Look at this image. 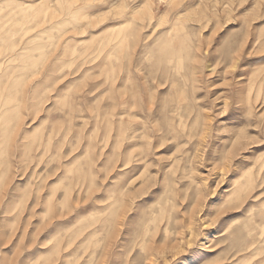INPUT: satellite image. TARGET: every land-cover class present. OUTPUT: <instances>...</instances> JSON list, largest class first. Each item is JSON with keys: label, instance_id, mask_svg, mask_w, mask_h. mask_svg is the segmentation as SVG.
Segmentation results:
<instances>
[{"label": "rangeland", "instance_id": "rangeland-1", "mask_svg": "<svg viewBox=\"0 0 264 264\" xmlns=\"http://www.w3.org/2000/svg\"><path fill=\"white\" fill-rule=\"evenodd\" d=\"M68 1L81 7L77 15L62 12ZM149 1L0 0V175L9 169L10 177L0 182V264L16 256L18 264H62L56 245L63 254L80 227L74 244L108 225L116 176L134 187L129 239L106 264H264V250L247 245L256 227L249 209L264 208V0ZM42 2L49 10L37 25L40 10L28 4ZM150 4L156 13L146 29L128 12ZM129 18L132 25L112 33ZM123 32L131 41L115 39ZM130 56L135 95L153 103L133 109L148 158L124 176ZM247 170L261 176L241 202ZM144 227L156 228V257L138 240ZM97 237L101 244L89 238L76 264H95L107 234Z\"/></svg>", "mask_w": 264, "mask_h": 264}, {"label": "bare ground", "instance_id": "bare-ground-1", "mask_svg": "<svg viewBox=\"0 0 264 264\" xmlns=\"http://www.w3.org/2000/svg\"><path fill=\"white\" fill-rule=\"evenodd\" d=\"M12 0H9V2H11ZM15 1V0H14ZM149 0H147L148 2ZM150 2V1H149ZM40 3V2H39ZM67 3H69L67 6H62V12H66V13H69V14H73V15H77L79 11H81V7H74L72 6V3L70 1H68ZM71 3V4H70ZM64 4V3H63ZM142 4V3H141ZM31 6H34V7H38V9L40 10L36 16V18H34V23L39 25V24H43L42 21L43 18L45 19V15H47V12L49 10V6L42 2L41 4H35V3H30L28 4ZM65 5V4H64ZM151 5V4H150ZM145 6V8H139V9H135L133 11H130L128 12L129 14L132 15L133 19L134 18H139L138 20H141L143 23H142V27H145V19H148V21H150V24L152 22V20L155 18V9L153 8V4L151 6ZM84 6V5H83ZM11 7V6H10ZM27 7V6H26ZM25 7V8H26ZM136 7V6H135ZM142 7V6H141ZM12 8V7H11ZM16 8V7H15ZM21 8V7H20ZM24 8V7H23ZM21 8V9H23ZM114 8V7H113ZM134 8V7H133ZM20 9V10H21ZM131 9V8H130ZM24 10V9H23ZM14 11V10H13ZM12 11V12H13ZM115 13H123L124 12V8L122 9H118L116 8L115 10ZM15 12V11H14ZM34 14V13H32ZM65 14V13H64ZM62 14V16L64 15ZM68 14V15H69ZM116 15V14H115ZM122 15V14H121ZM125 15V14H124ZM168 15V14H167ZM170 15V14H169ZM61 16V17H62ZM120 16V15H119ZM174 16V15H173ZM28 17V16H27ZM26 17V18H27ZM30 17V16H29ZM28 17V18H29ZM66 17V16H65ZM123 17V16H122ZM127 17V16H126ZM181 17V16H180ZM31 18V17H30ZM158 18V17H157ZM170 18V17H168ZM176 18V17H175ZM37 19V20H36ZM166 19V18H165ZM136 20V19H135ZM137 20V21H138ZM171 20V18H170ZM175 20V19H174ZM180 20V19H179ZM183 20V19H182ZM16 21V20H15ZM19 21V20H18ZM164 21V20H162ZM181 21V20H180ZM32 22V20H31ZM29 22V23H31ZM136 22V21H135ZM184 22V20H183ZM32 23V25L34 24ZM161 23V22H160ZM179 22L177 21V24ZM185 23V22H184ZM21 24V22H20ZM132 25V20L129 18V19H126V20H123L120 25H114V26H111L110 29L112 31V33L114 32H122L124 28L128 27L129 25ZM149 24V25H150ZM176 23H174L175 25ZM180 24V23H179ZM134 25V24H133ZM156 25V24H155ZM164 25V24H163ZM148 26V24H147ZM163 27V26H161ZM173 27V25H172ZM12 28V27H10ZM146 28V27H145ZM28 29V28H27ZM43 29V28H42ZM147 29V28H146ZM26 30V29H25ZM162 30V29H161ZM165 30V29H164ZM162 30V31H164ZM127 32V31H126ZM152 32V31H151ZM155 32V31H154ZM160 32V31H159ZM124 33V32H123ZM118 34L117 37H115V39H118L119 41L118 42H128V37L127 35L124 34ZM156 33V32H155ZM263 33V32H262ZM129 34V33H128ZM153 34V33H152ZM160 34V33H159ZM167 34L170 36V38L167 37V42L168 44L172 47V48H175L176 47V44L178 43L177 42V39L176 37L174 36V33H171V32H167ZM176 34V33H175ZM249 34V33H248ZM260 34V33H259ZM112 35H115V34H112ZM123 35V36H122ZM132 35V34H131ZM142 35V34H141ZM158 35V34H157ZM111 37V36H109ZM133 37V36H132ZM248 37V36H247ZM264 37V35H263ZM113 38V37H112ZM144 38V37H143ZM150 38V37H148ZM147 38V40H149ZM23 39V38H22ZM28 39V38H27ZM109 39V38H108ZM134 39V38H133ZM145 39V38H144ZM114 40V39H113ZM112 40V41H113ZM135 40V39H134ZM22 41V40H21ZM129 41H131V39H129ZM140 42V41H139ZM246 42H247V39H246ZM261 42V41H260ZM264 42V41H263ZM262 42V43H263ZM24 43V42H23ZM72 43V42H71ZM25 44V43H24ZM116 43H114L115 45ZM244 44V42L242 43V45ZM15 45V44H14ZM66 45V44H65ZM68 45V44H67ZM149 45V42L148 43H145V46H148ZM182 45V44H181ZM264 46V45H263ZM14 47V46H13ZM16 47V45H15ZM65 47V46H64ZM116 47V46H115ZM20 48V47H19ZM23 48V47H22ZM29 48V47H28ZM67 48V47H66ZM71 48V47H70ZM260 48V47H259ZM12 49V48H11ZM65 48H62V50H64ZM1 50V49H0ZM66 51V49H65ZM202 51V50H201ZM1 53V52H0ZM16 53V52H15ZM62 53V56L65 55L66 53L63 51ZM2 54V53H1ZM145 54H147L145 52ZM16 55V54H15ZM142 56V55H141ZM198 56V55H197ZM202 56V54H201ZM16 57V56H15ZM199 57V56H198ZM146 58V57H145ZM144 58V59H145ZM149 58V57H148ZM161 58V57H160ZM15 59V58H13ZM164 59V58H163ZM133 56H130V59L128 61V67H127V74H126V82H127V86L129 84V88L130 89V94L128 95V98L126 100V105H127V116H128V122H127V131H126V145H127V157H126V160H125V163L123 166H125V171L123 173L124 176H127V173H133L136 169H137V165H136V162H139V161H147V154H146V150H144L142 147H141V144L139 143L141 137H143V135L139 132V129L136 128L137 125H142L141 123L139 122H135L137 120V117H141V113L138 111L137 113L133 112V109L138 105L139 108H144L146 105H148V103H153V99L150 98L149 102L146 100V96L144 95V93L142 94V92H140V94L138 93V95H135L136 91L134 90V78H136V75L134 73V61H133ZM182 60V59H181ZM197 60V59H196ZM200 60V58H199ZM198 60V61H199ZM204 60V59H203ZM126 61H127V58H126ZM146 61V60H145ZM148 61V59H147ZM183 61V60H182ZM165 62H168V60H165ZM178 62V60H177ZM172 63V61L170 62ZM201 63V62H200ZM178 65V64H176ZM181 66V65H180ZM199 66V65H198ZM126 68V67H125ZM195 68V67H194ZM198 67L196 66V69ZM195 70V69H194ZM198 71V70H197ZM114 72V70H113ZM144 77L142 76V79ZM118 84V82H117ZM174 87V85H173ZM172 87L171 90H173L174 88ZM244 88V87H243ZM261 88V87H260ZM234 89V88H233ZM242 89V88H241ZM239 92V90H238ZM237 93V92H236ZM250 93V92H249ZM233 94V93H232ZM241 94V93H240ZM250 95V94H249ZM263 95V94H262ZM138 96V97H137ZM178 96V95H177ZM181 96V95H180ZM178 96V100H177V105H175V110H176V113L178 114V116L180 117L181 119V122L183 121V115H182V108H183V105H182V98ZM237 98V97H236ZM247 98V97H246ZM139 104H138V102ZM176 101V99H175ZM184 102V100H183ZM247 102L254 106H256L255 104H253V100L252 98L249 96L248 99H247ZM256 102V101H255ZM254 102V103H255ZM257 103V102H256ZM2 104V103H1ZM227 104V103H226ZM248 104V105H249ZM243 105V104H242ZM262 105V104H261ZM186 106V105H185ZM263 106V105H262ZM261 106V107H262ZM4 107V106H3ZM249 108V107H248ZM256 108V107H255ZM254 109V107L252 108V110ZM264 109V108H263ZM136 110V109H135ZM4 112V110L0 109V116L2 115V113ZM6 112V110H5ZM189 112V111H188ZM257 112V110H256ZM264 112V111H263ZM262 113V112H261ZM190 116V115H189ZM186 119V118H184ZM135 120V121H134ZM188 121V120H187ZM184 124V122H182ZM185 125V124H184ZM208 125V123H207ZM204 128V127H203ZM141 129V128H140ZM179 133V132H178ZM179 135V134H178ZM174 139V137H173ZM178 139V138H177ZM175 140V139H174ZM177 141V140H176ZM146 147H149L150 148V144L147 143ZM115 153H116V150H115ZM230 155V154H229ZM262 163V162H261ZM261 166V165H260ZM263 167V166H262ZM260 168V167H259ZM262 170V169H261ZM8 171L9 169H6V171H4L1 175H0V182H1V185L3 184H6V183H9V176H8ZM263 171V170H262ZM256 172V171H255ZM258 172V171H257ZM71 173V172H70ZM262 174V173H261ZM260 172H258L257 174L256 173H253L252 171H245L241 177H247V179L245 181H241L239 182V189L238 191H240L241 193V196L239 197V200L242 202L244 200V197H246L248 195V193L252 190L255 189L256 185L259 183V178H260ZM123 180L122 178H119L118 176L115 177V180L112 184V187L110 188L109 190V194H108V200H109V204L107 205V208H106V211L107 209L110 210V213H109V217L110 219L108 220V225L107 226H103V231L107 234V237H106V241L104 242L102 248H101V252H100V255H99V258L98 260L95 262V264H106L109 260V257L111 255V252L113 251V249L115 247H121L125 244V242L129 239V231H128V228H125L123 230V227H125L127 225V214L128 212L132 209L131 207V203L129 202L128 203V194L129 192H132L134 191V187L133 186H127L129 183L126 182V184L120 186L122 184V181ZM130 180V179H129ZM128 180V181H129ZM133 181L134 179L130 182L131 184H133ZM128 183V184H127ZM262 184V183H261ZM264 184V183H263ZM262 184V185H263ZM29 185V184H28ZM260 187V186H258ZM248 192V193H247ZM55 194V190H53L52 193H50V197H49V200H48V204L49 206L51 207V204H52V201H53V196ZM133 196L131 197V200ZM0 204H1V201H0ZM130 207H129V206ZM242 207V206H241ZM249 214H250V219L253 220V222L256 224V227H252L249 229L248 231V235L250 236V239H249V244H247L249 247L253 248L255 251H257L258 254H261V252L264 250V247H263V243H264V208L263 209H256V204H253L252 207L249 209ZM249 216V215H248ZM80 220V219H79ZM28 225H26L25 227V230L28 228ZM30 228V227H29ZM145 228V227H144ZM156 228H159V226H156ZM156 228H150V227H146L145 230L140 234V236L138 237L140 240V243L142 245V247L146 250V253L145 255L147 257H150V256H154L156 257L155 255L157 254L156 250H157V247H155L153 244L151 245L150 244V240H152V238L150 239V235L153 233V230L156 231L155 229ZM165 228V227H164ZM86 229L84 227H80L73 235L74 236H71L70 239L66 242V244L64 245L67 246V248H70L68 249V251H66L65 253L63 254H60V251L61 249V246L60 245H56L54 248L56 249V251H58V261H61L62 264H76L80 261V259L83 257V255H81L79 253V250L81 248L84 249V252H87L88 251V245L85 244V242L91 238V237H94L95 238V243L96 244H101L100 242L102 241V238L101 239H96L97 235L101 234L103 231L101 230V228H93L91 230L90 233H88L87 235H84L83 239L80 241L79 244H74V240H75V237L78 236V235H83L84 234V231ZM246 230V229H245ZM247 232V231H246ZM165 233V232H164ZM59 235V234H58ZM122 235V241L119 240V237ZM155 235V234H154ZM154 235H153V239H154ZM60 238V237H59ZM58 238V239H59ZM98 238V237H97ZM137 239V238H136ZM55 240V239H54ZM135 240V239H134ZM153 241V240H152ZM48 242H51L50 240ZM54 242V241H53ZM7 242H5L6 244ZM139 243V244H140ZM4 244V243H3ZM49 243H44L43 245H48ZM60 244V243H58ZM74 244V245H73ZM73 245V246H72ZM49 246V245H48ZM163 247L162 248H166V244L165 245H162ZM66 248V249H67ZM245 249V247H244ZM30 250V249H29ZM43 250V249H42ZM162 250V249H161ZM40 251V249H39ZM33 250L32 251H29L28 252V256H30L32 254ZM97 252L96 249H93L92 250V256H94V254ZM243 252V251H242ZM241 253V252H240ZM19 255V254H18ZM50 256V255H49ZM30 258V257H29ZM24 259V258H23ZM37 259V258H36ZM148 259V258H147ZM151 259V258H150ZM51 259H49L50 261ZM152 260V259H151ZM40 261V260H39ZM55 261V260H53ZM52 261V262H53ZM48 261L44 262V263H41V264H49L47 263ZM83 262V261H82ZM36 260V262H34L33 264H39ZM92 263V260H88V261H85L83 264H91ZM13 264H18V258L16 256V258L13 260ZM82 264V263H81Z\"/></svg>", "mask_w": 264, "mask_h": 264}]
</instances>
